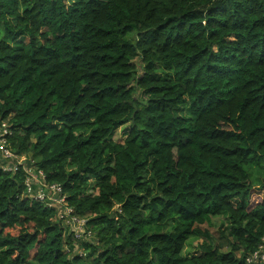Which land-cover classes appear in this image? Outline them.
I'll return each mask as SVG.
<instances>
[{"label": "trees", "instance_id": "1", "mask_svg": "<svg viewBox=\"0 0 264 264\" xmlns=\"http://www.w3.org/2000/svg\"><path fill=\"white\" fill-rule=\"evenodd\" d=\"M2 122L92 236L0 168V264H262L264 0H0Z\"/></svg>", "mask_w": 264, "mask_h": 264}, {"label": "built area", "instance_id": "2", "mask_svg": "<svg viewBox=\"0 0 264 264\" xmlns=\"http://www.w3.org/2000/svg\"><path fill=\"white\" fill-rule=\"evenodd\" d=\"M11 135L10 128L6 122L0 123V168L4 173L14 174L21 169L25 175L24 188L28 198L43 203L46 207L58 211L59 221L74 241H89L92 233L87 220L75 215L74 210L66 205L65 195L58 183H47L42 171L26 167V160L21 161V155L13 153L7 144V138ZM74 251L81 254L75 246ZM261 262L264 264V245L249 257L246 262Z\"/></svg>", "mask_w": 264, "mask_h": 264}, {"label": "rangeland", "instance_id": "3", "mask_svg": "<svg viewBox=\"0 0 264 264\" xmlns=\"http://www.w3.org/2000/svg\"><path fill=\"white\" fill-rule=\"evenodd\" d=\"M128 128H129V124L125 125L119 129H117L112 135H111V139H113L114 141L117 142H122L123 139L125 138L127 132H128ZM25 159V157H21V161L23 162ZM90 184V188H91V184L92 182L89 183ZM89 189V188H88ZM228 218L226 215H221V216H215L211 219V223L209 226L205 225L203 226V229L206 231L207 233V242H209L210 244H212L213 246L218 245L221 248L222 252H226L228 250V246L226 241L221 237L220 232L222 231V229L226 226H228ZM204 240V239H203ZM202 242V239H195V238H189L186 243L185 246L182 250V255L187 257L191 254H194L197 249L199 244Z\"/></svg>", "mask_w": 264, "mask_h": 264}]
</instances>
